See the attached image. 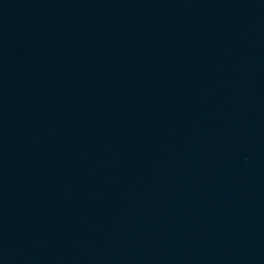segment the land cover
I'll use <instances>...</instances> for the list:
<instances>
[{
  "label": "water",
  "instance_id": "water-1",
  "mask_svg": "<svg viewBox=\"0 0 264 264\" xmlns=\"http://www.w3.org/2000/svg\"><path fill=\"white\" fill-rule=\"evenodd\" d=\"M13 0H0V88Z\"/></svg>",
  "mask_w": 264,
  "mask_h": 264
}]
</instances>
